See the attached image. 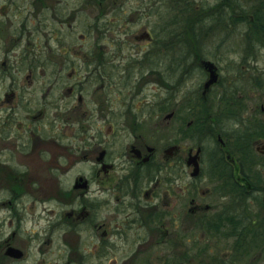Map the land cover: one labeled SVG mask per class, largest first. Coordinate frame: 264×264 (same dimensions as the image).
I'll return each mask as SVG.
<instances>
[{"label": "flooded vegetation", "instance_id": "obj_1", "mask_svg": "<svg viewBox=\"0 0 264 264\" xmlns=\"http://www.w3.org/2000/svg\"><path fill=\"white\" fill-rule=\"evenodd\" d=\"M213 1H100L98 38L62 53L0 27V264H264V66L246 54L231 88L213 53L218 24L245 36L231 15L257 8ZM182 235L207 238L193 259Z\"/></svg>", "mask_w": 264, "mask_h": 264}, {"label": "rangeland", "instance_id": "obj_2", "mask_svg": "<svg viewBox=\"0 0 264 264\" xmlns=\"http://www.w3.org/2000/svg\"><path fill=\"white\" fill-rule=\"evenodd\" d=\"M33 2H28L26 3V0H0V27L3 28L4 30V34L5 36L9 33V29H11L12 31L15 30V27L18 29L22 25L23 21H27L26 22V27L28 30L30 31H37L38 28L40 27V24H44V22L42 21L44 17L42 16L43 13L41 12V10H43V6H47V5H51L53 0H32ZM135 2L136 0H124L125 2V6H129V5H134L133 2ZM148 1V0H145ZM196 1H200L203 4L211 3L214 2L213 0H196ZM131 2V3H130ZM249 1H246V4L248 5ZM169 5V3H168ZM30 7L31 10L33 12H26L24 10V7ZM196 13H198V11H196ZM190 14L192 15L193 12H190ZM92 15V14H91ZM30 18V19H28ZM28 19V20H27ZM82 20V19H80ZM79 19L76 21L77 26H76V30L75 33L77 35V37H81V34L79 33H83V26L81 24H79L80 21ZM24 22V25H25ZM214 25H216V22H214ZM49 26H51V23L49 24ZM231 28L226 29L228 33H230V37L231 40L230 41H226L225 43H223L224 38H230L226 35H224L223 29L220 27V25L218 24L217 28L215 29V33L213 34V44H214V55L220 57L219 59L221 61H223V64H226L227 68H228V72L230 75V80H231V88H233L234 86L239 85L240 81L234 80L237 71L241 70V66H243L244 63H246V54H251V58L250 60H254V62L257 63V67H262L264 66V47H262V45L260 44H256V48L255 49L252 45L251 42L245 39H248L246 36H243L242 33H240V30L238 29H231V31H229ZM55 31H59L60 35L62 34V30H57L54 29ZM54 30H53V34H54ZM236 30V31H235ZM19 31V30H18ZM47 32V35L52 32V29H48L47 27H40V31L39 33L37 32L38 35V39L32 35L29 39V44H32L35 48H37V50H39L40 48V42L39 41H44V36L43 34ZM212 32H214L212 30ZM247 32V31H246ZM56 36L55 40H58L60 37L57 34H54ZM20 36V35H19ZM18 36V37H19ZM52 36V35H51ZM17 37V38H18ZM184 37H188L191 38L193 36H191L190 30H188V32H186V36ZM259 37L261 38V33L259 34ZM16 38V39H17ZM251 38V37H250ZM19 43L21 44V39H18ZM55 40L53 41H49L48 44L45 43V47L42 49V53L46 54V53H52V49L53 47H55L56 43ZM30 46V45H29ZM49 47V50H48ZM41 49V48H40ZM247 64V63H246ZM255 68V67H254ZM255 72H252V75H254ZM245 80H246V84L248 85V81L250 80V78L248 76L245 75ZM255 77V76H254ZM253 79V78H251ZM256 79V78H254ZM249 85H254V83H249ZM32 103V104H31ZM29 104V105H28ZM35 104L33 103V101L30 99L29 102H27V104L22 105L20 104V107H18L17 109V114H23L25 108H31L32 106H34ZM14 129H16V126H13ZM13 133L15 134V132L13 131ZM174 140V134H169L167 135V143L172 142ZM208 151L212 148V145L208 144ZM39 148V147H38ZM206 151V154L207 152ZM207 156L205 157V161H207ZM207 166V162L205 164ZM42 167H37L36 170L38 171V173L41 171ZM35 177H37L36 175H34ZM39 176V182L40 185L42 183L43 186H45V184L43 183V176L38 175ZM47 203H42L40 206L41 207H47ZM206 239L207 238H202V237H198V238H193V237H189L186 235H182V255L186 256V257H190L189 259H193L195 257V255H197L198 251L195 249L196 246L199 245H206ZM193 247V248H192ZM188 249V252H185L184 250ZM160 252H158V251ZM184 251V252H183ZM163 252V248H158V249H151L148 250L146 253L144 254H131L130 255V259L134 264H138V263H143V262H147L148 264H158L160 261H163L162 256ZM124 255H122L121 253L118 252H114V253H110L105 255L101 254L100 258L98 256V261H103L104 263H111L113 261V259L115 261H121V258H123ZM166 261H174V253H167L166 255ZM194 256V257H193ZM195 261V260H193Z\"/></svg>", "mask_w": 264, "mask_h": 264}, {"label": "trees", "instance_id": "obj_3", "mask_svg": "<svg viewBox=\"0 0 264 264\" xmlns=\"http://www.w3.org/2000/svg\"><path fill=\"white\" fill-rule=\"evenodd\" d=\"M102 1V5L105 7L108 5V0H53L51 5H47L44 9V15L46 17H50L48 20H46V24H38L40 27H47L48 29H52L51 34L49 33L47 35V32L43 34L44 41L40 42V48L39 50H35L33 48V52L42 53V49L45 47V43L48 44L49 41L55 40L56 36L54 34H57L60 38L58 40H55V47L52 49V53H62L64 49L63 40L65 37L69 38H98V6L99 2ZM250 2V5L254 8H257L255 11L250 13H243L241 16H238L237 14L231 15V22L233 24H237L239 22H246L250 24V26L246 29L245 36L247 38H256L258 36V32L261 31V36L264 37V0H248ZM184 6H189V3H183ZM233 6V5H232ZM112 13H115L112 12ZM92 14V15H91ZM54 16L55 18H51V16ZM215 18L214 21L216 19ZM233 15H236L235 18ZM80 20L79 24L83 26V33L81 34V37H77L75 33L77 20ZM108 20V21H106ZM106 23L103 25L104 28H106L108 25L112 24V22L109 19H106ZM187 20V19H185ZM191 20V19H190ZM115 22V17H114ZM216 22V21H215ZM49 23H51V26H49ZM22 25H24V21L22 22ZM40 27L38 30L33 31L34 35L38 39L37 32L39 33ZM62 30V34L60 35L59 31ZM19 31L26 30L21 25L18 28ZM54 30V34H53ZM52 35V36H51ZM82 43V42H81ZM49 50V47H48ZM26 52H31L29 49Z\"/></svg>", "mask_w": 264, "mask_h": 264}]
</instances>
